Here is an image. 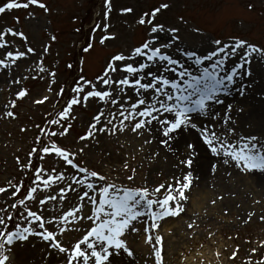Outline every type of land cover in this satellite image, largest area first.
I'll return each instance as SVG.
<instances>
[{
    "label": "rangeland",
    "instance_id": "1",
    "mask_svg": "<svg viewBox=\"0 0 264 264\" xmlns=\"http://www.w3.org/2000/svg\"><path fill=\"white\" fill-rule=\"evenodd\" d=\"M5 2L6 0H0V5ZM43 3L48 11L30 5L27 9H12L0 13V31L7 32L8 28H12L22 32L27 38L25 40L11 34L5 35L4 39L9 43L6 48H0V58L9 50L26 52L15 63L0 68V187L6 188L5 192L0 193V210L8 206L0 215L6 217L9 213L12 214V219L6 221L9 230L17 223L26 225L24 220L19 219L21 214L26 215L25 207L32 211L39 210L46 219L59 216L77 204L84 205L81 215L91 212L87 198L77 199L83 192L90 190L72 180V176L80 179L85 174L77 175L76 169L55 155H45L42 160L35 155L29 158L28 153L33 146H38L36 138L41 135V128L59 133L62 131L61 125L69 126L66 134L42 136V140L54 141L69 152H75V163L99 172L107 178V182L118 186L152 189L161 183L166 186L170 177L185 172L186 167L178 163L187 155L185 146H182L178 155L169 158L161 153L156 141L144 144L146 136L137 137L127 128L124 132L97 133L95 138L81 140L80 137L88 130L92 117L98 110L102 109L105 117L109 112L115 115V106L104 105L96 98H89L86 104L82 102L73 105L71 118L61 120L59 125L46 123L56 118L67 100L74 95L72 87L81 75L95 82V77L102 72L112 55H127L133 47L147 38V25L137 22L142 13L166 3L168 7L157 13L154 23H161L166 28H177L179 31L176 35L180 39L174 43L188 51L205 54L213 47L214 40L227 42L232 38L244 39L264 48V0H110L107 32L115 35L114 38L105 40L104 44L99 43L100 37L106 34L104 31L92 33L95 23H100L101 27L105 23L104 0H43ZM122 8H131L132 11L121 13ZM92 12L93 20L88 24ZM90 35L93 36V47L84 52L83 48ZM28 47L33 48L34 52L27 53ZM170 52L174 58L183 57L175 49ZM235 59L233 57L228 63L231 64ZM254 62L264 64V61L254 58L249 65L250 71ZM69 64L71 68L68 67ZM262 68L263 82L257 79L263 86L264 65ZM50 72H54L55 76L51 77ZM119 75L122 74H113L114 77ZM61 86L63 93L58 95ZM100 87L97 83V88ZM21 88L26 89L27 94L17 98L15 93ZM87 90L86 86L85 91ZM128 94L132 95L130 91ZM45 96L46 100L36 102ZM242 96L239 94V101L229 102L232 104L229 113L232 120L227 126L234 129L229 138L234 140L239 136H256L264 140V101L257 96H253L254 101ZM13 100L15 106H9ZM252 104L257 110L256 114L251 109ZM226 105L218 109L219 105L214 104L213 108L223 115ZM237 108L241 110L237 111ZM7 111L14 112L15 116L7 117ZM117 120L113 123H117ZM104 123L106 121L102 117L101 124ZM217 130L223 131V128L218 127ZM154 152L159 153L155 158L152 157ZM17 157L21 164L31 159L33 168L36 166L35 168L47 169L49 172L55 169L56 173H63L65 179L53 183L49 189H39L35 193V199L25 200L23 206L18 205L13 209L11 205L23 198L25 191L35 181L34 171L22 170L17 164ZM125 163L127 167L124 166ZM128 176L133 179L129 180ZM9 183L22 184L16 196L11 195L15 188L10 187ZM103 183L105 182H96V186ZM68 184L75 190L63 193L65 199L60 200L59 188ZM198 185V182L194 183L192 180L190 189L185 192L188 199L181 202L184 210L176 216L169 215L156 221V229L151 228L153 221L150 216L133 220L122 237L127 240L133 256L123 254L112 264H158L155 255L157 250L161 253L159 264H264V244H261L264 241V220L260 219L264 216V172L253 170L243 173L234 168L220 176L213 174L205 184L206 190L211 192L209 197L199 210H191V190H195ZM45 195L55 196L57 199L48 200L41 206L38 201ZM217 195H222L223 199L211 204L210 201L216 199ZM96 198L99 199L98 194ZM249 213H252L250 219ZM168 222V228L165 229ZM90 225L91 221H78L75 227L79 231L71 230L73 226L68 225L69 230L58 235L57 239L70 248ZM133 226L139 231L132 232L130 229ZM46 227L51 229L52 226ZM156 236L161 237L158 243ZM141 239L146 247H133L134 243H141ZM254 248L255 252L252 251ZM7 254L10 257L8 264H62L65 259L63 254H57L48 247L47 242L35 235H29L23 241H15Z\"/></svg>",
    "mask_w": 264,
    "mask_h": 264
},
{
    "label": "snow or ice",
    "instance_id": "2",
    "mask_svg": "<svg viewBox=\"0 0 264 264\" xmlns=\"http://www.w3.org/2000/svg\"><path fill=\"white\" fill-rule=\"evenodd\" d=\"M104 4L105 23L101 27L97 22L92 27L93 34L97 30L106 33L100 37V44H104L105 40L114 38L115 35L107 32L109 24L106 21L111 10L110 0H104ZM30 5L48 11L43 0H21V2L6 0L0 5V13L12 9H27ZM167 7L166 3H162L158 7L142 13L137 22L140 25H147V38L138 46L133 47L127 55L124 53L112 55L102 72L95 77V82L87 80L81 75L72 87L74 95L67 100L62 110L57 113L56 118L48 120L46 123L59 125L61 120L71 118L70 111L73 105L82 102L86 104L89 98H96L104 105L115 106V115L109 112L105 117L104 111L98 110L97 114L92 117L88 130L80 137L81 140L95 138L97 133L124 132L127 128L137 137L148 133L144 144H151L154 139L151 133L155 130L161 136L157 141L158 144L171 151V142L191 128L198 134L197 139L204 146L208 156L217 158L209 161V169L212 174H215L218 163L234 166L243 173L253 170L264 172V140L258 139L256 136H239L231 140L229 135L234 132V129L228 127L227 124L232 120L229 114L232 104L229 103L225 106L223 115L213 108L214 104H223L221 94L227 95L232 91V86L237 81H242L244 77L251 74L249 65L254 58L264 61V48L239 38H232L227 42L217 39L212 42L213 47L210 51L199 55L195 51H188L176 45V50L191 61V65L185 67L184 61L174 58L170 52L174 47V42L180 39L176 35L179 30L175 27L166 28L161 23H154L157 13ZM120 11L128 13L132 9L122 8ZM8 34L27 39L22 32L8 28L7 32L0 31V48H6L8 45L9 41L4 39ZM52 39L54 40L55 37ZM92 39L93 36L90 35L88 43L83 48L84 52H88L93 47ZM45 51H47V47H45ZM32 52L34 49L28 47L27 53ZM25 55L26 52L19 50L5 51L3 58H0V68L10 66ZM233 57L236 59L229 64V60H232ZM68 67L71 68V65L69 64ZM117 73L122 75L114 77L113 74ZM49 75L54 77L55 73L50 72ZM97 83L101 85L100 88H97ZM113 85L116 87L113 88ZM86 86L87 91H85ZM245 87V84L240 83L238 89L240 95H244ZM129 91L132 93L131 96L128 94ZM62 93L63 86H61L58 95ZM26 94L27 90L21 88L15 93V96L22 98ZM46 99L45 96L36 102ZM9 106H15V100L11 101ZM240 110L237 108V111ZM5 115L14 117L15 113L7 111ZM218 116L219 120H217ZM102 117L106 121L104 124H101ZM117 118L119 119L117 120ZM114 120H117V123H113ZM98 125L100 126L98 127ZM61 127L62 131L59 133L41 128V135L36 138L38 146H33L28 156L31 158L35 155L42 160L45 155H55L76 169L77 175L85 174L80 179L72 176V180L77 185L82 184L90 190L83 192L77 199L87 198V203L91 205V212L88 215H81L84 205L77 204L59 216H50L46 219L39 210L32 211L25 207L26 215L21 214L19 219L24 220L26 225L22 226L17 223L11 230L8 229L6 221L12 219V214L9 213L6 217L0 215V264H8L10 257L7 253L11 251V246L17 240H26L29 235L40 237L48 243L50 249H53L57 254H63L65 259L62 264H112V261L109 260L110 256H120L121 252L128 257L133 256V251L128 246L127 240L122 238L129 230L133 220L150 216L153 221L151 228L156 229L158 226L156 221L169 215L176 216L184 210L181 202L188 199L185 192L190 189L193 178L190 169L194 157L199 154L192 141L186 142L187 155L183 160L178 161L189 171L170 177V182L166 186L161 183L152 189L148 187L127 188L109 183L107 178L99 172L75 163V152H69L54 141L45 142L42 140V136L66 134L69 126L61 125ZM218 127H222L223 131H218ZM21 130L23 131V129ZM79 151H83V149H79ZM158 154V152H154L152 157L155 158ZM16 159L22 170L31 169L34 171L35 181L33 186L25 191L24 197L11 205L13 209L18 205L23 206L25 200L35 199V193L39 189H49L53 183L65 179L64 174L56 173L55 169L49 172L47 169L33 168L31 159L23 164L20 163L19 157ZM124 166L127 167V163ZM127 178L133 179L132 176ZM99 181L105 183L97 187L96 182ZM9 186L15 188L11 195L16 196L22 184L11 185L9 183ZM70 190H75L71 184L60 187L59 199L64 200L63 193ZM5 191V187H0V193ZM96 194L99 195L98 200ZM55 199L57 197L45 195L38 203L42 206L46 201ZM221 199L223 196L217 195L216 199L211 200L210 203L214 205L217 200ZM254 203H258V201H254ZM7 207L6 205L5 209L0 212L5 211ZM224 211L227 212V209ZM251 216L252 213H249L248 218L250 219ZM260 219L264 220V216H261ZM81 220L91 221L90 227L70 248L66 247L57 239V236L68 231V225L73 226L71 230L79 231L75 225ZM46 225H51V229ZM189 227L192 225L189 224ZM130 230L132 232L139 231L134 226ZM148 239L151 240V237ZM155 239L158 243L161 237L156 236ZM261 244H264V241H261ZM252 251L255 252L256 249L254 248ZM48 254L46 253V255ZM155 255L159 264L160 251L157 250ZM233 256H235V252H233Z\"/></svg>",
    "mask_w": 264,
    "mask_h": 264
},
{
    "label": "bare ground",
    "instance_id": "3",
    "mask_svg": "<svg viewBox=\"0 0 264 264\" xmlns=\"http://www.w3.org/2000/svg\"><path fill=\"white\" fill-rule=\"evenodd\" d=\"M173 49L176 50V44L175 43H174ZM197 54L203 55V53H201V52H198ZM137 59H139V58H137ZM181 59L184 61L185 67H188L191 65V61L188 60L187 57H184V58L182 57ZM205 63H207V62H205ZM253 64H252V71H250L251 74L249 76L244 77L242 81H237V83L232 86V91L230 93H228L227 95L221 94V99L223 100V104H219V107H217L218 109L223 108V105L229 104V102L233 103V102H236L237 100L239 101L238 89H239L240 83H243L246 85V87L244 89V95L242 97L251 98L254 101L253 96H257L259 98H262V101H264V84H263V86L261 85V83L263 82L262 81V78H263V75H262L263 74L262 73L263 68L262 67L264 64L262 62H259V63L254 62ZM169 75H172V74H169ZM257 78L260 80L261 83L258 82ZM263 106H264V103H263ZM251 109H252L253 113L256 114L257 110L255 109V106H253V104L251 106ZM151 135L154 137V139L152 141H156L157 146L160 147L159 150L161 151V153L166 154V157H169V158L178 155L180 152V149H182V146L186 145V142L192 141L194 143L195 148L199 154L194 157L193 164H192L190 170L192 171L193 182L194 183L198 182L199 185L195 190H191L190 205L193 207L191 210H195V209L199 210L201 208V205L203 204L204 200H206L211 193L210 191L206 190V188H205V184L208 182L209 178L213 175L209 169V161H210V159L216 160L217 158H215V157L210 158L208 156L204 146L202 144H200L198 139H197L198 134L191 128L184 131L178 137V139L171 142V149H172L171 151L167 150L164 146L158 144L157 141L161 138L159 132L154 130L151 133ZM143 136L147 137L148 133H145ZM234 168H235L234 166H228V165H223L222 163H218L217 170L215 173H216V175L220 176L221 173L231 172ZM184 170H185V172L189 171L188 168H185ZM169 172H171V171H169ZM169 223L170 222L165 224L166 225L165 229L168 228L167 224H169ZM145 244L142 242V239H141V243L136 242V243H134L133 247L138 248L140 246V248H141V247H144ZM123 254L124 253L121 252L120 256H116V257L110 256L109 260H111L112 262L115 263L117 258H121L123 256Z\"/></svg>",
    "mask_w": 264,
    "mask_h": 264
},
{
    "label": "trees",
    "instance_id": "4",
    "mask_svg": "<svg viewBox=\"0 0 264 264\" xmlns=\"http://www.w3.org/2000/svg\"><path fill=\"white\" fill-rule=\"evenodd\" d=\"M92 16H93V12L91 13L90 21L88 22V24H90V22L92 21ZM88 24H87V25H88Z\"/></svg>",
    "mask_w": 264,
    "mask_h": 264
}]
</instances>
